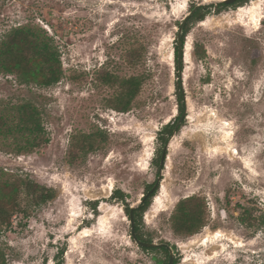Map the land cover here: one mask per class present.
<instances>
[{"label":"rangeland","instance_id":"rangeland-1","mask_svg":"<svg viewBox=\"0 0 264 264\" xmlns=\"http://www.w3.org/2000/svg\"><path fill=\"white\" fill-rule=\"evenodd\" d=\"M220 1L0 0V43L15 28H31L52 38L63 68L50 86L21 84L0 68V115L15 122L31 101L49 139L16 153L14 140L25 137L0 134V181L23 175L55 189L0 232L7 264H54L58 255L62 264H165L163 248L137 244L112 198L121 188L136 206L159 177L140 232L175 245L177 264H264V0L212 7L190 23L185 121L158 166L157 132L178 115V23L194 5ZM131 75L143 83L123 112L119 81ZM191 195L205 202V225L178 235L172 215Z\"/></svg>","mask_w":264,"mask_h":264},{"label":"trees","instance_id":"trees-1","mask_svg":"<svg viewBox=\"0 0 264 264\" xmlns=\"http://www.w3.org/2000/svg\"><path fill=\"white\" fill-rule=\"evenodd\" d=\"M239 1V0H238ZM233 3H226L220 1L217 4L208 5H194L191 10H194L190 15L186 23L184 24L181 40L183 45L185 38L190 31V23L194 20H203L206 16V12L212 7H215V11L221 12ZM197 6V7H196ZM190 10V11H191ZM180 23H178V26ZM197 54L203 56L205 54V48L200 50L196 49ZM176 54V69L179 77V65L183 66L182 60L179 61V46L178 38L175 46ZM0 68L6 72H15L19 78L21 84H28L34 82L42 86H50L58 82L63 75V68L58 54L57 48L53 44L51 37L47 36L44 39H39L34 30L26 27H18L10 31L7 39L0 43ZM106 76L108 74L106 73ZM112 78V77H111ZM110 78V79H111ZM108 77L105 78L106 82H110ZM121 91L118 94V107L120 111H128L131 109L134 98L139 93L143 79L140 75H131L128 77H121L120 79ZM176 96L178 105V115L175 119L165 123L157 132V139L161 145V155L169 143L170 138L174 133L177 122L181 116L186 112V100L183 85L178 78L176 82ZM18 119L16 121L8 123L4 116L0 115V134L14 136H24L25 140L22 143L21 140H14L16 153H31L37 147L47 143L48 137L45 136L44 127L41 123V111L39 107L33 104L31 101L22 103L18 107ZM185 121V116L182 118L180 127ZM179 127V129H180ZM178 129V130H179ZM18 133V134H15ZM93 148V145L90 146ZM159 151V149H158ZM167 152V151H166ZM161 155L160 160H161ZM160 160L158 161L159 169L161 168ZM160 174V173H159ZM160 176V175H159ZM155 180L149 184L141 201L136 206H132L127 202V193L121 188H117L113 191L112 198L119 199L122 202L129 218L131 214L135 220V232L139 239L143 241L152 242V238H147L140 232V219L144 212H146L155 196L159 183ZM26 195V199L23 196ZM55 197V189L47 187L29 178L28 176L18 175L12 179L6 178L0 181V232L4 227L11 225L13 215L21 213L23 217L29 218L32 215L34 209ZM25 200V203H24ZM94 207L97 206V201L93 203ZM173 229L178 235H192L197 233L206 221V209L205 202L196 195H191L180 199L175 212L172 215ZM245 221L242 216L241 219ZM264 222V220H263ZM167 244H160L157 246H141L148 251H154L159 248H163L166 253L164 263L167 264L169 260V249ZM173 249H176L175 245H172ZM63 252V250H62ZM61 255H58L57 261L54 264H62ZM178 263V259L175 257L174 264ZM0 264H7V259L3 252L0 253Z\"/></svg>","mask_w":264,"mask_h":264},{"label":"water","instance_id":"water-1","mask_svg":"<svg viewBox=\"0 0 264 264\" xmlns=\"http://www.w3.org/2000/svg\"><path fill=\"white\" fill-rule=\"evenodd\" d=\"M223 1L226 2V3H232L235 0H223ZM199 5H201V4H197V6H199ZM193 11L194 10H191V11H189V13L187 15H185V17L183 18V20L181 21V23H180V25L178 27L179 61L182 60L183 49H184V45H183V42L181 40V36H182L184 24L186 23V21L188 20V18L190 17V15L193 13ZM183 75H184L183 66H182V64H180L179 65V79H180L182 85H183ZM184 115H185V113L181 116L180 120L177 122L176 127L174 129L173 135H175V133L178 131V128L180 126V122H181V120H182V118H183ZM168 145L165 147V150H164V152L162 153V156H161V168L165 165V162H166V159H167L166 150L168 149ZM160 180H161V177H159V181ZM130 221H131V226H132L131 235H132V237L134 238V240L137 242V244L139 246H148V247H150V246H157V245H159V243H156L154 241L148 242V241H143V240L139 239L137 237V235H136V232H135V220H134L133 214H131ZM167 247H168L169 253H170L169 254V260H168L167 264H174V259H175L174 249L170 245H167Z\"/></svg>","mask_w":264,"mask_h":264},{"label":"bare ground","instance_id":"bare-ground-1","mask_svg":"<svg viewBox=\"0 0 264 264\" xmlns=\"http://www.w3.org/2000/svg\"><path fill=\"white\" fill-rule=\"evenodd\" d=\"M187 49H189L190 47H186ZM188 56H189V52L187 51V53H186V58H188ZM187 60V59H186ZM235 152H238V150H236L235 149ZM220 235V234H219ZM207 239V238H206ZM209 243V242H208Z\"/></svg>","mask_w":264,"mask_h":264},{"label":"flooded vegetation","instance_id":"flooded-vegetation-1","mask_svg":"<svg viewBox=\"0 0 264 264\" xmlns=\"http://www.w3.org/2000/svg\"><path fill=\"white\" fill-rule=\"evenodd\" d=\"M235 1H238V0H235ZM185 116V115H184ZM183 116V117H184ZM180 120V119H179ZM169 122V121H168ZM181 123V122H180ZM180 127V126H179ZM179 129V128H178ZM179 131V130H178ZM168 145V144H167ZM168 147H169V145H168ZM165 150V149H164ZM167 151V150H166ZM164 152V151H163ZM167 153V152H166ZM162 156V155H161ZM160 165H161V160H160ZM163 168V167H162ZM158 182V181H157ZM141 201V200H140Z\"/></svg>","mask_w":264,"mask_h":264}]
</instances>
